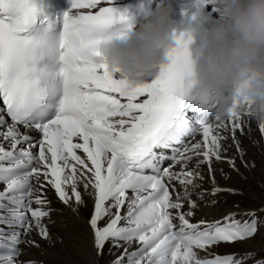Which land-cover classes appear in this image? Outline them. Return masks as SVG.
<instances>
[{"label": "snow or ice", "instance_id": "snow-or-ice-1", "mask_svg": "<svg viewBox=\"0 0 264 264\" xmlns=\"http://www.w3.org/2000/svg\"><path fill=\"white\" fill-rule=\"evenodd\" d=\"M150 3L69 0L57 12L55 0H0V264H37L20 259V245L39 247L22 239L33 230L49 239L44 190L51 186L61 202L79 208L85 206L81 184L94 198L86 221L91 264L106 244L109 252L123 246L111 264H264V252L211 259L197 252L254 237L264 227V206L240 213L243 221L229 213L190 222L206 192H237L215 180L213 159L238 171L235 156L222 155L228 148L221 130L231 132L229 147L244 157L236 136L243 114L227 123L207 120L215 102L194 87L193 37L176 32L167 62L142 85L128 86L107 66L105 45L132 29ZM212 3L197 0V7ZM192 113L199 114L195 122ZM258 128L264 134V123ZM205 165L210 190L199 183Z\"/></svg>", "mask_w": 264, "mask_h": 264}, {"label": "clouds", "instance_id": "clouds-1", "mask_svg": "<svg viewBox=\"0 0 264 264\" xmlns=\"http://www.w3.org/2000/svg\"><path fill=\"white\" fill-rule=\"evenodd\" d=\"M172 13L171 0H159L105 45L108 68L128 86L148 82L167 62L178 32ZM181 31L201 36L192 78L197 93L215 102V118L239 112L264 123V0H224V13L210 27L192 17Z\"/></svg>", "mask_w": 264, "mask_h": 264}, {"label": "bare ground", "instance_id": "bare-ground-1", "mask_svg": "<svg viewBox=\"0 0 264 264\" xmlns=\"http://www.w3.org/2000/svg\"><path fill=\"white\" fill-rule=\"evenodd\" d=\"M242 121L243 131L237 130L236 136L244 150L243 160L234 147H229L232 145L230 132L221 130V135L225 137L223 144L228 148V151L223 152L222 155L235 156L238 171L231 168L226 160L212 162L216 183L221 187L237 189V192L225 193L228 201H222V203L219 199L213 205L205 204L204 206L203 201H198L200 204L196 212L201 215H210L212 219H215L237 209L251 211L264 206V134L259 132L254 119L244 116ZM245 163L250 166L245 167ZM202 175L204 180L199 183L203 189L209 190L211 184L206 165L202 166ZM79 190L85 206L76 208L73 202L65 205L57 201L50 187H46L44 194L49 200L48 207L52 208V211L43 222L47 227L49 239L41 238L35 230L27 237L22 236V239L36 241L39 247L21 244L23 250L21 260H34L37 264H91L95 254L92 248V235L86 223L91 199L90 196H86L82 184ZM237 201L238 206L235 207L234 204ZM197 219L199 218H193V220ZM230 247L232 249L225 248L224 251L264 252V227L260 228L254 237L233 242ZM108 248L106 244L105 253L98 258V264H111V261L123 251V246L113 247L111 252ZM134 248L135 244L129 248V251Z\"/></svg>", "mask_w": 264, "mask_h": 264}]
</instances>
